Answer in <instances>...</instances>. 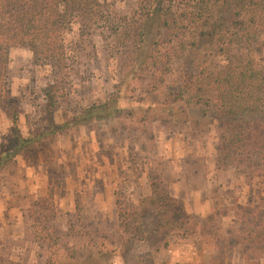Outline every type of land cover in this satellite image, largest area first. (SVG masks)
<instances>
[{"label":"rangeland","instance_id":"1","mask_svg":"<svg viewBox=\"0 0 264 264\" xmlns=\"http://www.w3.org/2000/svg\"><path fill=\"white\" fill-rule=\"evenodd\" d=\"M107 1L120 17L137 2ZM68 41L65 74L25 48L8 56L16 124L29 142L0 167V264H264V177L248 182L244 167L219 159L227 132L218 120L247 116L224 114L208 79L235 75L245 56L264 67V34L249 49L187 54L198 64L187 80L180 59L162 57V74H132L135 59L112 37L75 28ZM113 98L118 112L73 120ZM13 132L0 108V155Z\"/></svg>","mask_w":264,"mask_h":264},{"label":"trees","instance_id":"2","mask_svg":"<svg viewBox=\"0 0 264 264\" xmlns=\"http://www.w3.org/2000/svg\"><path fill=\"white\" fill-rule=\"evenodd\" d=\"M75 28L79 37L94 32L104 41L112 37L114 47L135 59L129 70L132 74L148 66L165 73L169 68L159 61L164 57L163 63L168 62L172 57L173 61L180 59L185 80L198 67L191 59L183 58L187 54L205 48L206 52L220 54L231 46L249 49L264 34V0H186L180 5H174L172 0H137L129 17L118 16L107 0H0V108L6 111L14 131L13 139L0 155V167L13 160L29 142L17 128V106L9 95L10 50L25 48L35 63L49 65L55 76L65 74L71 57L68 36ZM138 61L141 64L135 68ZM234 73L227 71L220 79L208 78L216 83V100L224 103V114L247 116L218 120L227 132L219 159L238 170L244 167L242 177L252 183L264 177V67L245 56ZM190 82L185 81L186 86ZM117 101L113 98L93 105L73 120L96 114L109 116L119 111ZM50 126L51 131H57L65 124ZM121 217L120 212V222ZM124 228H128L127 224Z\"/></svg>","mask_w":264,"mask_h":264}]
</instances>
